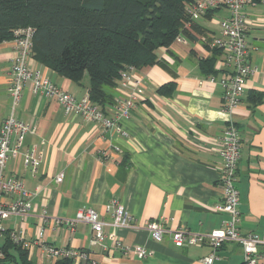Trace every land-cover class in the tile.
I'll return each instance as SVG.
<instances>
[{"label":"crops","instance_id":"1","mask_svg":"<svg viewBox=\"0 0 264 264\" xmlns=\"http://www.w3.org/2000/svg\"><path fill=\"white\" fill-rule=\"evenodd\" d=\"M259 5L247 9L253 23L250 45L255 48L251 64L258 72L249 77L238 108L231 113L223 108L224 89L219 80L228 71L212 83L199 66L198 58L211 54L202 39L218 33L219 27L214 25L220 11L210 20L196 21L205 30L198 41L175 42L169 50L159 52V64L134 71V78L142 81V93L131 116L121 122L122 133L104 131L98 123L67 115L55 100L34 94L30 84L25 85L22 100L14 107L8 87L15 45L0 43V127L12 115L35 126L37 132L27 136L24 150L35 146L44 152L36 175L25 168L22 156L8 164V175L19 178L34 194L33 209L24 220L12 217L0 223L5 231L0 235V247L6 233L16 230L41 244L85 251L90 264H200L212 252L209 244L177 248L169 235L156 241L146 230L106 226L105 242L92 246L94 233L89 225H57L51 218L74 220L80 210L90 209L111 223L107 207L116 201L138 225L163 218L170 230L209 235L228 219L227 214L216 213L215 205L223 196L218 142L230 123L239 127L243 137L236 183L240 229L264 240V9ZM32 65L77 99L87 94L88 80L78 85L35 61ZM166 85L174 86L171 94H159ZM134 88L131 83L127 90H117L116 98ZM106 111L112 114L113 106ZM123 162L126 171L120 173ZM61 174L64 179L59 184L56 178ZM44 211L48 222L42 219ZM112 234L126 246L146 248L154 257L142 260L133 252L122 251L110 238ZM28 260L31 264L56 263L39 247ZM243 262L241 248L227 244L216 264ZM258 264H264V259Z\"/></svg>","mask_w":264,"mask_h":264},{"label":"built area","instance_id":"2","mask_svg":"<svg viewBox=\"0 0 264 264\" xmlns=\"http://www.w3.org/2000/svg\"><path fill=\"white\" fill-rule=\"evenodd\" d=\"M259 4H264V0H260V2L254 0H196L189 6V15L192 21L205 18L211 11L228 13L226 17L217 22L218 33L202 39L209 50H216L220 53L215 70L219 73L228 71V74L219 80L224 89L223 108L228 113L241 105L249 77L258 72V69L251 64V55L255 48L250 45L249 33L253 23L247 9ZM34 34L33 27L19 28L13 33L14 39L11 42L15 45V57L12 63L8 92L13 99L14 107L22 100L25 85L30 84L34 94L55 100L67 115L81 116L86 121L98 123L104 131L122 133L121 122L131 116L137 106V97L142 93V81L133 76L135 69L129 68L122 73L117 88L118 91L123 92L128 89L131 83H134L133 92L123 97H117L112 114H108L107 111H103L94 104L88 94L77 99L74 95L60 89L44 75L41 69L32 65ZM175 42L185 44L187 38L179 36ZM202 59L205 58H198L199 61ZM208 80L215 83L217 77L210 76ZM36 132L35 126L25 123L13 115L8 117L0 127V223L12 217L24 220L31 215L34 194L19 178L8 175L7 169L10 161L22 156L25 168L33 175L38 173L44 152L35 146L24 150L27 136ZM242 143L243 137L239 127L230 123L218 142L220 157L223 160L220 172L223 196L221 203L215 205L216 213L227 214L228 219L209 235L194 234L185 229L170 230L165 226L163 218L150 221L144 226L138 225L126 209L116 201L107 207V210L112 213L111 223L105 222L97 212L90 209L80 210L74 220L51 218V221L57 225H67L68 227L77 224L89 225L94 233L90 242L92 246L105 242L106 235L103 229L110 226L114 230H146L156 241H162L166 235H169L177 248L200 247L209 244L212 252L202 258L200 264H216L219 252L227 244H236L241 248L244 254L243 264H258L260 260L264 259V255L261 254L264 240L255 233L244 234L240 229V194L236 183ZM63 179L64 175L61 174L57 176L56 182L60 184ZM9 198L10 200H8ZM42 219L44 222L49 221L47 211H44ZM4 233L5 231L0 227V235ZM8 235L14 244L21 246L29 255L39 247L43 255L54 262L67 258L75 262L79 261L80 264H90L89 254L85 251L55 248L41 244L38 240L25 238L22 232L16 230L9 231ZM110 238L116 242L119 249L124 252H133L142 260L154 257L153 252L142 246H126L114 234L110 235Z\"/></svg>","mask_w":264,"mask_h":264},{"label":"trees","instance_id":"3","mask_svg":"<svg viewBox=\"0 0 264 264\" xmlns=\"http://www.w3.org/2000/svg\"><path fill=\"white\" fill-rule=\"evenodd\" d=\"M196 0H0V43L14 31L33 27V60L59 76L82 85L88 77L90 100L106 111L116 102L122 73L159 64V52L169 50L179 36L192 42L205 30L189 15ZM260 2V0H254ZM216 11L206 15L212 19ZM199 61L201 73L218 77L220 56L210 50ZM173 85L159 89L170 95ZM120 173L127 164H121ZM6 233L0 263L31 264L29 253ZM55 264H74L63 258Z\"/></svg>","mask_w":264,"mask_h":264},{"label":"rangeland","instance_id":"4","mask_svg":"<svg viewBox=\"0 0 264 264\" xmlns=\"http://www.w3.org/2000/svg\"><path fill=\"white\" fill-rule=\"evenodd\" d=\"M258 7H259V9H264V4H260ZM224 13H225V15H223ZM227 14H228L227 12L223 11L222 13L217 15V19L215 18V22H216L214 25L215 29L218 28L217 22H219L222 18L226 17ZM85 80H88V77H86Z\"/></svg>","mask_w":264,"mask_h":264}]
</instances>
